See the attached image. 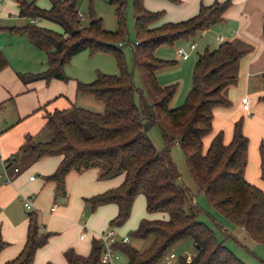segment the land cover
<instances>
[{
	"label": "trees",
	"instance_id": "trees-1",
	"mask_svg": "<svg viewBox=\"0 0 264 264\" xmlns=\"http://www.w3.org/2000/svg\"><path fill=\"white\" fill-rule=\"evenodd\" d=\"M49 1V8L42 9L32 1L17 0L19 16L39 17L62 28V32H57L30 23L21 29L29 33L36 46L49 45L47 68L28 77L31 80H66L68 77L63 72L65 63L83 49L112 51L120 72L98 73L92 82H76L77 94H91L103 103L101 112L75 106L72 101L65 108L48 109V103L37 108L43 111L45 121L42 130L48 131L49 138L34 142L31 141L33 136L27 134L19 151L32 152L37 158L61 155L57 168L46 175V179L53 180L58 187L63 186L65 176L71 170L80 172L97 168V176L101 179L122 174L124 178L118 186L84 198L92 209L115 203L117 213L110 219L111 225H122L128 219L138 194L144 195L147 212L165 215L161 218L143 217L131 232V236L136 238H150V244L144 250H138L129 242L117 245L127 256L124 264H156L169 248L183 239H191L195 251L189 260L180 259L179 264H246L216 239L212 228L198 220V207L187 188L180 183L179 172L170 153L171 143L179 144L190 175L209 204L222 217L241 227L252 240L264 243V192L243 177L247 138L241 130V116L233 122L227 143L222 141L221 131L211 137L205 150L201 142L202 136L211 129L212 108L229 105L222 89L234 79L223 71L234 64L244 51L223 40L213 49L205 48L198 53L192 86L184 102L176 107L169 106L175 85L161 86L156 79V71L172 63L157 58L156 48L193 36L219 22L230 0L200 4L195 15L159 25L153 23L163 14L162 11L149 10L143 5V0H133L136 29L134 66L140 71L147 93L140 105L135 101L137 89L132 73L125 66L119 46L113 43L122 40L125 32L126 0H108L115 7L118 23L115 32L103 28L101 18L92 11L89 22L79 27L76 0ZM261 28L264 33V11ZM6 65L7 60L0 51V70ZM259 100L264 109V94L259 96ZM154 124L159 125L165 137V146L161 149L147 134L148 128ZM257 150L259 175L264 181L262 142ZM6 161L10 166L14 160L8 157ZM52 234L41 231L37 214L29 212L24 245L16 257L4 264H33L36 250L46 244ZM5 244L0 238V249ZM100 252V241L93 237L87 255H81L71 247L65 249L63 255L67 264H101Z\"/></svg>",
	"mask_w": 264,
	"mask_h": 264
},
{
	"label": "rangeland",
	"instance_id": "rangeland-1",
	"mask_svg": "<svg viewBox=\"0 0 264 264\" xmlns=\"http://www.w3.org/2000/svg\"><path fill=\"white\" fill-rule=\"evenodd\" d=\"M27 1L34 2L37 7L42 9H47L50 6L49 0ZM16 2L17 0H0V10L2 7L7 10V13H5L6 15H3L4 13L0 11V51L7 60L8 64L0 70L2 71V81L0 79V84L4 81H10L11 83H8L9 85H13V83L18 84V89H20L17 93L30 89L28 90L29 92L39 97L40 93H43L40 92V90L45 89L47 93L55 92L53 93V97L58 95L64 96L71 100L75 106L91 111L101 112L103 110V103L96 100L91 94H77L76 82H92L96 79L98 73L118 74L120 69L117 64L115 54L112 51H91L90 49H83L73 54L69 61L65 63L63 72L68 77L66 80H31V78L28 77L30 74L38 73L47 68V50L49 48H40L34 43H32L34 46H31L29 42V33L21 29L25 25H30L29 18L33 16H19ZM76 7L81 13V15L78 14L80 18L79 27L85 26L89 22L90 11H92L96 16L101 18L102 26L107 31L115 32L118 29L115 7L113 4L109 3L108 0H76ZM124 18L125 32L122 40L120 39L119 41H115L113 43L119 46V49L123 53L125 66L127 70L132 73L133 83L137 89L135 101L137 105H140L142 97H146L147 93L141 79L140 71L136 66H134L133 44L136 40V29L133 0H126ZM38 25L53 29L57 32H62V28L57 23L52 21L42 19ZM212 25L214 26V24ZM210 26L193 36L177 39L172 44L160 45L155 50V56L157 58L172 61L170 65L156 71V79L161 86L175 85L174 94L169 101L170 107H176L182 104L192 86L193 67L197 60L198 53L203 51V41L206 38L210 41L212 34H215ZM105 41L112 43V41L108 39H105ZM191 43H195L196 47L194 49H190L189 45ZM179 47H182L184 50L189 52V57L186 60H181L178 57L176 50ZM244 55L245 53L243 52L242 56L231 67H238L236 64L239 65L238 63L243 61ZM234 69L235 74L229 75L233 77L234 80L231 84L226 86L229 90V94L233 98L239 97L244 92L249 94L256 90V88H259L260 84L256 81H258L260 79L258 77L261 76H250L245 78L242 68L241 70L243 73H237L238 69ZM28 91L24 92V94H27ZM15 94L16 93L12 94L13 100L11 99V103L13 105L11 106V110L9 109V111H11V116L8 112L7 115H0V127H4L6 124L10 125L11 120H8L13 117V106L17 103ZM248 97L250 98V96ZM3 100H5L4 105L6 104V106H8L10 101H7L6 98ZM16 129L17 130L15 131H18V128ZM47 134V131L41 132L40 134H37L34 139L32 138L31 141H46L47 139L45 136ZM147 134L158 149L165 146V137L158 124H154L149 127ZM1 136L2 135L0 134V137ZM170 153L178 169L180 183L187 188L193 202L198 207V220L204 222L207 226L212 228L216 239L222 241L224 246H226L242 262L246 264H264V243L251 240L245 235L243 237L240 236L239 232L241 230L239 227L222 217L209 204L205 195L198 190L197 185L192 179L179 144L171 143ZM40 159L41 157L37 158L35 156L34 158L33 153H28L25 155L23 163H28L30 166V169H28L31 171L33 166L36 165ZM37 167H39V165H37ZM8 169L10 170L11 167ZM2 172H4V168L0 164V173ZM38 172L40 171L35 169L34 175L37 176ZM78 179L77 172H70V174L65 176L62 187H58L55 182L54 186H51L50 200L52 202H56L59 206L64 205L69 201L71 202L69 211L64 213V215H61L59 218H54L49 224L48 198H44L42 206L38 208L40 211H36L33 208L27 209L23 207L21 199H19V201L14 202L10 206L11 211H9V213L14 217L12 218L14 224L20 219L26 218V215L29 212H35L37 214V221L40 230L50 231L53 233L51 235L52 237L53 235H56L53 238L50 236L48 241L51 239L52 243H54L57 239H61L60 235H62V239L65 237L75 241L78 240L80 245L87 246V254L90 249L91 241L90 238L80 241L78 237L80 229L78 230V227L82 224L86 225V227L91 230L94 229V226H100V231L113 229L119 234H127L130 236L129 244L140 251L148 247L150 244V238H136L131 236V232L137 228L141 218H159L161 216L160 213H149L146 211L144 195L138 194L135 197L131 213L122 225H111L110 219L117 213L116 205L108 204V208L106 210H102L103 208H100V206L92 209L90 204L87 203L84 198L82 199L77 196L81 184ZM0 181L4 182V177L0 178ZM24 188L23 193L28 192L27 187ZM42 195L44 194L42 193ZM113 209H115V213H113ZM141 214L143 215L140 216ZM0 230L2 235L7 236L8 238H14L17 234L16 228L9 225V223H3L0 226ZM194 251L195 246L193 241L191 239H183L169 248L167 253H165L156 264H168L166 263L165 258L170 252L175 254V258H173L169 264H179L180 259H190ZM120 257L122 263L127 261V256L124 253H121Z\"/></svg>",
	"mask_w": 264,
	"mask_h": 264
},
{
	"label": "crops",
	"instance_id": "crops-1",
	"mask_svg": "<svg viewBox=\"0 0 264 264\" xmlns=\"http://www.w3.org/2000/svg\"><path fill=\"white\" fill-rule=\"evenodd\" d=\"M213 1L222 0H143V5L152 11H162L163 14L153 23V25H159L168 21H181L187 19L198 12L200 4L208 5ZM0 11L4 13L3 15L7 13V10L3 7ZM263 11L264 0H230V4L222 12L221 20L215 23L214 26H210L215 34H212L210 41L207 40L208 38L203 41V50L205 48L213 49L220 41L227 40L237 50L244 51L245 53L243 61L238 63L239 65L236 64L238 67H231L232 64L226 67L223 73L227 76L233 75L235 74L234 68H236L238 69L237 73H243L244 71L243 75L245 78L250 76L261 77H258L260 79L256 81L260 84L259 88H256V90L249 94L244 92L239 97L233 98L229 94V90L226 86L222 89V95L229 101V105H216L212 108L211 129L209 133L202 136L201 142L202 149L205 150L211 137L216 132L221 131L222 141L227 143L231 136L233 122L241 116V130L247 138V156L243 177L247 182L255 185L264 192V181L259 175V157L257 150L260 142H262L264 146V109L263 103L259 100V96L264 94V33L261 28ZM218 34L221 35V40L215 38ZM29 42L31 46H34L31 37ZM39 47L49 48V45L44 44ZM0 72V79L2 81V71ZM8 83L11 82L4 81L0 84V103H3L0 107V115H7L8 112L11 116V111H9V109L11 110V106L13 105L11 103L13 93H16L17 103L13 106V117L8 120H11L10 125L6 124L4 127L1 126L3 131L0 133L2 135L0 137V158L5 160L8 157H12L14 160L12 161V165H18L20 171L13 176L10 182L0 181V226L3 223H9V225L14 226L17 230V234L14 238L3 236L0 230V238L6 242L5 246L0 249V264H4L5 261L16 257L21 251L26 239L27 215L26 218H22L14 224L12 221L14 217L9 213V211H11L10 206L14 202L21 199L22 206L24 207L23 196H32V208L38 211V208L42 206L44 198H48L49 224L54 218H59L61 215H64V213L68 212L71 203L69 201L59 206L56 202L50 200L51 186H54V181L47 180L46 175L52 173L57 168L62 156H43L38 163L33 166L31 171H29V164L23 162L25 155L32 152L19 151V147L23 143L25 135L29 134L33 136L34 139L37 134L46 131L42 130L45 121L43 118V111L37 110V108L47 103L46 106L48 109L65 108L69 106V101L71 100L60 95L53 97V93L55 92L47 93L45 89L40 90V92H43L40 93V97L29 92L28 90L30 89L24 91H28L27 94H24L23 91V93H17L20 89H18V84L13 83V85H9ZM242 96L247 97V111L243 110L241 107L240 98ZM248 96H250V98ZM5 98L7 101H10L11 105L10 103L8 106H6V104L4 105L5 100L3 99ZM16 128H18V131H15L17 130ZM45 137L48 139L49 133ZM33 157L35 158L34 153ZM37 165H39V167H37ZM35 169L40 171L37 173L38 177L34 175ZM70 172L77 171L71 170L66 176L70 174ZM77 173L79 178L78 181L81 182L77 196L82 199L116 187L124 178V176L120 174L111 178L98 179L97 168H88ZM31 174L35 176L32 180L29 179V175ZM24 187H27L28 192L26 193L30 194L23 193ZM42 193L44 195H42ZM108 204L115 203H106L100 205V208L106 210ZM53 205L55 206L54 210H51ZM113 213H115V209H113ZM142 215L143 214L140 216ZM160 215L159 218L165 216L162 213H160ZM99 227L100 226H94V229L91 230L84 224L80 225L78 227V230L80 229L78 235L80 241H84L86 238H90L91 241L93 237H96L102 232ZM239 229L241 230L239 232L240 236H247L243 229L240 227ZM81 234H84L83 238H80ZM54 236L56 235H53V237ZM60 236L61 239H57L54 243L49 239L46 244L36 250L33 264H47L48 262L53 264H67L63 252L71 246L77 253L87 255V246L80 245L78 240L75 241L65 237L62 239V235Z\"/></svg>",
	"mask_w": 264,
	"mask_h": 264
},
{
	"label": "built area",
	"instance_id": "built-area-1",
	"mask_svg": "<svg viewBox=\"0 0 264 264\" xmlns=\"http://www.w3.org/2000/svg\"><path fill=\"white\" fill-rule=\"evenodd\" d=\"M78 14L81 15V13L79 11H78ZM29 22L38 25L41 22V18L30 17ZM216 38L218 40H221L222 37L220 34H218V35H216ZM119 44H121V43H119ZM195 46H196L195 43H191L189 45L190 49H194ZM176 52L181 59H186L189 57V52L184 50L182 47L177 48ZM240 102H241L242 109L247 111L248 110L247 97L242 96L240 98ZM2 131H3V128L0 127V133ZM0 164L4 168V172L0 173V178L4 177L5 182H10L12 180L13 176H15L16 173H18L20 171V168L18 165H12L11 164L12 166L11 165L7 166L8 161H6V159L5 160L1 159ZM9 167H11L10 170L8 169ZM34 177L35 176L33 174L29 175L30 180L34 179ZM23 205L25 208L31 209L32 208V196H23ZM54 207L55 206L53 205L51 207V210H54ZM83 237H84V234H81L80 238H83ZM96 238L99 239V241H100V248H101L100 263L101 264H124L120 260L121 259L120 254L122 252L118 249L117 245L129 242V240H130L129 235L119 234L117 231H115L113 229H107V230L100 232L96 236ZM173 258H175V254L173 252L168 253V255L165 258L166 263L169 264ZM187 260H189V259H187Z\"/></svg>",
	"mask_w": 264,
	"mask_h": 264
}]
</instances>
